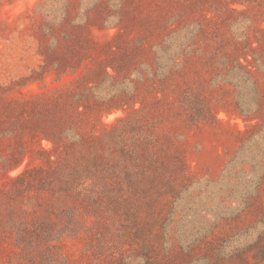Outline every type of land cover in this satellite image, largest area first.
Segmentation results:
<instances>
[{
	"label": "trees",
	"instance_id": "1",
	"mask_svg": "<svg viewBox=\"0 0 264 264\" xmlns=\"http://www.w3.org/2000/svg\"><path fill=\"white\" fill-rule=\"evenodd\" d=\"M234 3L247 7L232 8ZM250 4V0L40 1L37 14L45 16L36 33L41 62L30 75L0 84V143L12 142L8 153L0 144V170L17 168L30 155L47 167L26 169L14 183L44 175L65 189L80 174L100 173L108 165L105 152L91 144L125 145L130 132L135 139L126 143L130 154L122 156L140 163V175L163 165L166 158H177L186 169L179 129L217 123L221 112L243 118L244 143L252 140L261 146L264 27L254 19L241 23ZM95 29L115 32L100 42L93 36ZM34 83L47 90L30 100L11 96L13 89ZM115 109L129 113L112 130L102 135L87 130ZM43 140L51 146L44 147ZM115 163L112 176L116 167L122 171L126 167V161ZM252 166L245 180L251 191L228 218L240 224L257 217L242 231V240L213 253V244L203 242L206 234L195 238L187 226L197 218L209 220V214H169L160 224L135 228L132 235L139 243L125 254H115L110 264L264 262V156ZM65 231L51 232L45 240L57 239Z\"/></svg>",
	"mask_w": 264,
	"mask_h": 264
},
{
	"label": "rangeland",
	"instance_id": "2",
	"mask_svg": "<svg viewBox=\"0 0 264 264\" xmlns=\"http://www.w3.org/2000/svg\"><path fill=\"white\" fill-rule=\"evenodd\" d=\"M40 1L0 0V84L30 75L31 69L41 62L36 33L45 16L37 14ZM250 3L240 16L241 23L254 19L264 27V0ZM231 6L247 7L242 3ZM114 32L115 29H95L93 36L102 42ZM69 79L66 76L65 81ZM46 90L37 83L28 84L13 89L11 96L30 100L33 94ZM128 113L125 109L105 113L102 123L92 122L87 130L106 134ZM219 118L217 123L202 122L179 129L178 134H183L186 169L177 158H166L163 165L157 164L140 175V163L131 156H122L124 152L130 154V146L126 145L135 139L132 132L125 136V145L120 141L91 144L105 152L108 165L100 173L80 174L65 189H60L59 181L52 183L44 175L14 183L26 169L47 167L30 155L15 169H1L0 264H110L115 254H125L139 243L132 235L135 228L160 224L169 214H209V220L197 218L187 226L195 238L206 234L203 242L213 244V253L226 243L242 240V231L257 217L240 224L228 218L251 191L245 180L252 164L264 156V143H244L240 133L247 124L243 118L226 112H221ZM10 143L8 139L1 141L5 153L9 152ZM42 145L48 148L51 143L43 140ZM116 161H126L125 171L116 167L112 176L110 169ZM61 229L66 230L63 236L45 240L47 234Z\"/></svg>",
	"mask_w": 264,
	"mask_h": 264
}]
</instances>
